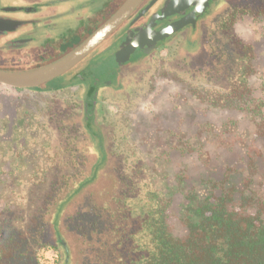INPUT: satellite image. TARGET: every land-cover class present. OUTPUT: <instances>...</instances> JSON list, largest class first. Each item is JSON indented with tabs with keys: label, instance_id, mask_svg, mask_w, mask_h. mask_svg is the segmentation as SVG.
<instances>
[{
	"label": "flooded vegetation",
	"instance_id": "af4514ba",
	"mask_svg": "<svg viewBox=\"0 0 264 264\" xmlns=\"http://www.w3.org/2000/svg\"><path fill=\"white\" fill-rule=\"evenodd\" d=\"M124 1L75 30L54 23L63 15L38 0H0V69L59 59ZM169 1L141 0L66 72L0 92V207L51 189L57 174L67 176L60 200L70 203L76 185L121 150L156 189L174 229L204 205L262 211L264 0H211L200 12H167Z\"/></svg>",
	"mask_w": 264,
	"mask_h": 264
},
{
	"label": "trees",
	"instance_id": "16d2710c",
	"mask_svg": "<svg viewBox=\"0 0 264 264\" xmlns=\"http://www.w3.org/2000/svg\"><path fill=\"white\" fill-rule=\"evenodd\" d=\"M115 159L117 170L101 190L82 188L89 181H81L78 203L72 209L68 203L59 218L63 174L50 191L0 207V264H45V250L54 252L51 264H264V204L254 214L200 206L177 230L135 161L125 154Z\"/></svg>",
	"mask_w": 264,
	"mask_h": 264
},
{
	"label": "water",
	"instance_id": "95a60500",
	"mask_svg": "<svg viewBox=\"0 0 264 264\" xmlns=\"http://www.w3.org/2000/svg\"><path fill=\"white\" fill-rule=\"evenodd\" d=\"M141 0H125L123 4L112 14L103 24L94 30L84 41L66 53L59 59L46 65L26 69V70H2L0 69V85L10 88H22L37 86L45 83L62 73L66 72L82 58H84L96 45L105 39L112 31H114L134 10ZM211 0H170L166 6L167 12L171 9H181L194 5L197 12H200L208 6ZM195 11V12H196ZM3 21L0 20V25ZM98 167H96V170ZM96 170L86 179L92 182L96 179ZM85 184V182H84ZM82 184L81 186H83ZM67 205L64 200L58 205L55 215L59 216L60 212ZM58 220L55 222L57 224Z\"/></svg>",
	"mask_w": 264,
	"mask_h": 264
},
{
	"label": "rangeland",
	"instance_id": "374dc122",
	"mask_svg": "<svg viewBox=\"0 0 264 264\" xmlns=\"http://www.w3.org/2000/svg\"><path fill=\"white\" fill-rule=\"evenodd\" d=\"M40 2V5L42 6H52L53 11L58 12L59 14H62L63 17L61 19H55L53 20L54 23L59 24V27L63 28H72V29H81L85 24H87V21L94 17V14L97 11H100L105 8V6L112 2L113 0H38ZM244 0H232L234 3H238ZM6 88L3 85H0V92L5 91ZM72 138H76L77 134H75L72 131ZM75 147L73 149H76L77 152H74V156L72 157V163L76 166L79 165V142L78 139L76 140ZM90 154V155H89ZM120 154L128 155L127 153H123L121 150L119 151ZM87 159L90 161L93 157L92 152L88 153L86 151ZM118 158V157H116ZM114 158H109L106 165H98V169L96 170V179L92 182H87L83 185L82 188L88 187L87 190H95L99 191L104 186V183L106 182V179L108 178L109 174L117 170L116 165H114L113 162H115ZM103 167L101 173L98 176V171ZM94 170V171H95ZM93 172V171H92ZM91 172V173H92ZM70 177L73 179L75 176V169H72L70 172ZM91 173L89 175H91ZM64 175V174H63ZM88 175V176H89ZM88 176L84 179L86 180ZM98 179V180H97ZM82 180V181H84ZM95 182V183H93ZM92 183V184H91ZM79 184V183H78ZM45 186L43 185L41 187L42 191ZM52 189V188H51ZM49 189V191L51 190ZM48 191V190H47ZM72 199V198H71ZM77 198H75L68 206V209H72L76 206L78 203ZM64 200V202H67L68 205V198L64 197L60 200V203ZM67 205L63 208V210L67 207ZM85 206V205H84ZM62 210V211H63ZM60 216V215H59ZM58 216V218H59ZM41 259L45 264H51L54 259V252L51 250H45L41 252Z\"/></svg>",
	"mask_w": 264,
	"mask_h": 264
}]
</instances>
